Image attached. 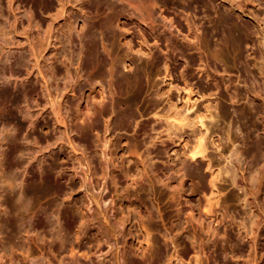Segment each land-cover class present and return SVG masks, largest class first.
Segmentation results:
<instances>
[{
	"label": "rangeland",
	"instance_id": "rangeland-1",
	"mask_svg": "<svg viewBox=\"0 0 264 264\" xmlns=\"http://www.w3.org/2000/svg\"><path fill=\"white\" fill-rule=\"evenodd\" d=\"M0 257L264 264V0H0Z\"/></svg>",
	"mask_w": 264,
	"mask_h": 264
},
{
	"label": "bare ground",
	"instance_id": "bare-ground-1",
	"mask_svg": "<svg viewBox=\"0 0 264 264\" xmlns=\"http://www.w3.org/2000/svg\"><path fill=\"white\" fill-rule=\"evenodd\" d=\"M20 2V1H19ZM17 5L19 6V4L17 3ZM32 21V20H31ZM22 23V22H21ZM20 23V25L22 26V24ZM31 50V49H30ZM31 53V52H30ZM40 70V69H39ZM40 72H41V70H40ZM44 73V72H43ZM41 77H44L43 75L41 76ZM201 146V145H200ZM199 145H197L196 146V148L192 151V153H191V155H189L190 156V159L191 160H195L196 159V157L198 156V155H201V147H200ZM187 161V160H186ZM189 161V160H188ZM184 166H185V168L186 169H188L190 172L192 171V169L194 168L193 167V164H191L190 162H185L184 163ZM203 188H205V187H203ZM206 212H210L209 210L208 211H206ZM79 245V244H78ZM77 245V246H78ZM77 249V248H76ZM1 258V257H0ZM0 264H4V263H0Z\"/></svg>",
	"mask_w": 264,
	"mask_h": 264
}]
</instances>
